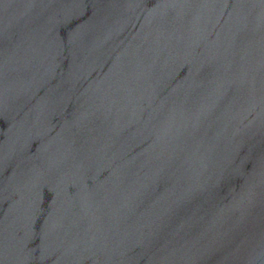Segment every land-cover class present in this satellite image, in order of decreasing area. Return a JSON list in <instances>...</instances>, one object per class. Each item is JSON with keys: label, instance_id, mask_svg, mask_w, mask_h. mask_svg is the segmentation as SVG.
Returning <instances> with one entry per match:
<instances>
[{"label": "water", "instance_id": "1", "mask_svg": "<svg viewBox=\"0 0 264 264\" xmlns=\"http://www.w3.org/2000/svg\"><path fill=\"white\" fill-rule=\"evenodd\" d=\"M0 264H264V0H0Z\"/></svg>", "mask_w": 264, "mask_h": 264}]
</instances>
